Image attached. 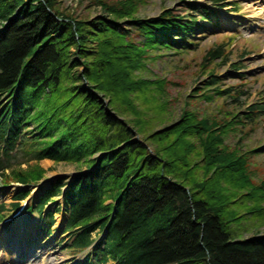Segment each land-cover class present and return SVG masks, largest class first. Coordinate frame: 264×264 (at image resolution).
Returning a JSON list of instances; mask_svg holds the SVG:
<instances>
[{
  "label": "trees",
  "instance_id": "16d2710c",
  "mask_svg": "<svg viewBox=\"0 0 264 264\" xmlns=\"http://www.w3.org/2000/svg\"><path fill=\"white\" fill-rule=\"evenodd\" d=\"M145 2L92 0L105 16L89 21L66 14L72 12L58 8V0H0V100H9L0 121V178L5 184H38L46 174L43 160L80 168L65 192V179L51 183L41 209L64 194L68 230H81L77 249L111 222L104 261L264 264V235L237 238L233 210L264 223V181H255L250 161L264 148L226 143L231 133L248 136L252 128L244 129L261 121L264 106L255 104L245 118L226 104L213 115L187 109L151 133L144 112L136 119L139 127L117 116L129 107L138 114L134 93L158 118L170 112L166 80L141 77L148 53L188 51L204 30L199 20L208 19V12L192 5V15L173 9L139 18ZM208 57L229 60L222 47L209 50ZM212 73L192 98L212 102L216 94L239 102L248 96L233 87L220 90L221 80ZM29 127V138L22 139ZM18 141L25 160L13 164L10 153Z\"/></svg>",
  "mask_w": 264,
  "mask_h": 264
},
{
  "label": "rangeland",
  "instance_id": "374dc122",
  "mask_svg": "<svg viewBox=\"0 0 264 264\" xmlns=\"http://www.w3.org/2000/svg\"><path fill=\"white\" fill-rule=\"evenodd\" d=\"M58 1V8L70 10L72 13L64 12L73 14L75 20L85 17L87 20L93 21L98 17L105 16L104 11L92 4V0ZM108 1L116 2L118 0ZM145 1L144 4L139 6L136 14V16L143 19L157 18L167 9H174L177 14L192 15L193 13L190 10L193 8L188 7L187 9V6H196L197 3L203 4L209 9L214 8L209 0H198L197 2L187 0V3H182L180 0ZM226 3L229 6L223 7ZM222 4L215 7L217 8L216 14L213 15L212 20H200L204 30L198 31L195 35V39L197 38L195 43L199 47L196 48L193 42L190 46L191 50L188 51L163 48L148 53L147 69L141 77L148 80H166L168 99L171 101L170 112L163 115L162 118H158L145 105L146 102L142 96L134 93L130 99L131 103L135 104L134 107L138 114L135 115L132 107H129L130 111H124V114L117 115L121 121H126L130 126H134L142 111L148 117L145 121L146 130L151 133L175 123L187 109L213 115V113L217 114L226 104L228 111L239 112V116L245 118L251 114V105L260 104L264 106V0H226ZM233 36L236 37L235 41L228 45ZM219 47H222L226 55L229 56L227 63L224 62L225 58L211 62L208 57L209 50ZM237 67L241 71L236 70ZM210 72L221 79L220 90L232 87L235 88V91L244 89L249 91L248 96H241L239 102H234V99L229 98V96L218 97L216 94L210 95L213 96L212 102L192 98L191 96L195 95L194 91L196 89L205 88V82L209 80ZM137 75L140 77L139 74ZM135 127H139V125H135ZM250 128H252V131L248 136H242L239 132L228 135L226 138L227 145L235 147L240 144V148L244 147L245 150L264 147V115L258 124L248 125L244 131H248ZM30 130L33 129L30 128ZM250 161L252 175L255 181L261 184L264 181V152L253 154ZM30 165H36V162L33 161ZM40 165L46 170L43 184H46V181H53L57 177L71 178L80 170L76 166L55 164L48 160H43ZM27 167L28 165L23 166V168ZM200 175L204 176L203 173H200ZM48 187L49 185H43V190L34 187L22 189L18 186L3 187L0 184V205L5 206L2 212L5 219L2 222L0 221V236H6L5 241L0 240V264H18L14 263L12 258L14 256L19 258L22 246L12 252V250H8L5 243H8L11 234L19 232V229L24 231L27 228L33 230L27 241L31 246H37L34 251L35 257L45 254V256L55 258L54 263L56 264L64 260H66V264H71V261L74 260H77V264H97L95 260L91 261L86 257L87 254L93 253L92 249L83 255H77L73 254L68 248L71 245V235L65 234L66 225L59 224L60 219L63 222L66 219L68 220V215L65 216L63 209L60 215L55 216L56 221L52 231H49L48 221H44L37 213L28 212V210L39 204V197ZM21 192L31 193V198L26 211L21 216L11 220L16 211L14 209V198ZM110 203L111 201L108 202V204ZM59 204H61V201L50 205L47 213H56ZM262 205L264 206V204ZM233 210L237 214L236 218L239 222L238 229L237 226L234 227L238 233L237 238L243 240L257 235H264L263 222L255 220L250 214L241 212L243 210L241 208H233ZM64 217L66 218L64 219ZM92 239L100 245L102 233L99 231L94 233ZM27 264H42V262L40 259V262L35 263L33 260Z\"/></svg>",
  "mask_w": 264,
  "mask_h": 264
},
{
  "label": "bare ground",
  "instance_id": "6f19581e",
  "mask_svg": "<svg viewBox=\"0 0 264 264\" xmlns=\"http://www.w3.org/2000/svg\"><path fill=\"white\" fill-rule=\"evenodd\" d=\"M24 218H26L24 216ZM24 218H22L23 220H25ZM61 222V219L59 220V223ZM32 229L31 228H27L26 230L24 229V231L21 229H19V232H15L14 234L10 235V239L8 240L7 244L8 246V250H14L16 248H18L19 246H22V252H21V256L20 258H16V256L13 257V261H18L20 263H29L31 260H34V256L35 254H31V251L36 250L35 248H33L31 245L28 244L27 238L30 236V234L32 233ZM6 236L5 235H1L0 236V240L1 241H5ZM43 253V252H42ZM1 254V252H0ZM38 256V255H37ZM43 256V254H41V257ZM43 264H54L52 262L51 257H48L46 259H42L41 261Z\"/></svg>",
  "mask_w": 264,
  "mask_h": 264
}]
</instances>
